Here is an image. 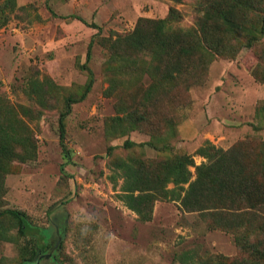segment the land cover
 I'll list each match as a JSON object with an SVG mask.
<instances>
[{"label": "rangeland", "instance_id": "obj_1", "mask_svg": "<svg viewBox=\"0 0 264 264\" xmlns=\"http://www.w3.org/2000/svg\"><path fill=\"white\" fill-rule=\"evenodd\" d=\"M18 4L23 8L0 27V94L15 104L36 107L26 87L37 75H47L62 86L60 96L83 85L87 75L78 64L85 62L93 36L100 35L89 63L95 73L93 88L67 118L64 142L70 156L61 143L60 108L47 109L30 123L37 157L15 162L6 176L4 207L23 210L32 223L52 231L48 251L39 258L42 263L51 262L52 252L55 262L62 264H183L175 257L186 250L200 256H238L230 232L210 229L203 214L186 212L179 202L158 200L153 219L140 221L120 198L122 178L116 182L110 166V145H121L116 152L123 154L126 138L141 142L149 141L150 135L141 129L121 137L108 135L109 118L122 115L118 106L133 103L137 92L127 87L121 97L105 94L108 55L102 38L133 31L140 17H166L172 6L183 12L177 26H197L202 14L197 0H18ZM69 14L85 21L62 17ZM257 63L258 47L216 56L206 70L195 73L189 91L179 87L173 92V104L161 99L155 103L154 110L169 114L173 121L178 135L173 152L195 154L200 164L205 158L196 151L206 140L228 148L248 136L264 139V82L252 73ZM143 79L151 82L149 74ZM144 153L150 158L163 154L151 145ZM191 170L195 172V165ZM18 260L17 244L0 240V264Z\"/></svg>", "mask_w": 264, "mask_h": 264}, {"label": "trees", "instance_id": "obj_2", "mask_svg": "<svg viewBox=\"0 0 264 264\" xmlns=\"http://www.w3.org/2000/svg\"><path fill=\"white\" fill-rule=\"evenodd\" d=\"M197 4L202 11L197 26H177L183 12L172 6L166 17H140L133 31L114 39L102 38L108 55L105 94L121 97L127 87L137 92L133 103L118 106L122 115L109 118L108 135L121 137L135 129L150 135L149 141L126 138L123 154L116 152L121 145H110L113 179L122 178L120 198L140 221L153 219L158 200L176 201L186 212L203 214L210 229L230 232L240 250L233 257L200 256L186 250L175 257L183 264H264V139L248 136L228 148L206 140L196 151L205 160L196 164L195 154L173 152L178 138L173 121L169 114L162 116L154 110L160 99L173 104V92L179 87L189 91L195 73L206 70L216 56H235L244 46L258 47V63L252 73L264 82V0H197ZM21 8L18 0H0V27ZM62 17L85 21L74 14ZM97 36L99 33L89 43L85 62L78 64L87 75L83 85L60 96L63 87L49 76L31 77L26 93L36 107L15 104L0 94V240L17 244L19 260L15 264H35L42 251H48L52 231L32 223L25 211L4 207L6 176L14 170L15 162L37 157V138L30 123L47 109L60 108L61 143L70 156L64 142L67 118L73 105L85 100L93 88L95 73L89 63ZM145 74H149L150 83L144 82ZM146 145L163 154L159 158L146 156ZM21 239L25 241L21 243Z\"/></svg>", "mask_w": 264, "mask_h": 264}, {"label": "flooded vegetation", "instance_id": "obj_3", "mask_svg": "<svg viewBox=\"0 0 264 264\" xmlns=\"http://www.w3.org/2000/svg\"><path fill=\"white\" fill-rule=\"evenodd\" d=\"M57 233H59V238H60V236H61V233L58 231ZM56 247V245H54V248ZM54 250V249H53ZM50 255H51V257L49 258L50 260H51V262H49V263H45V264H56L55 263V260H54V253L52 252V253H50ZM40 257H41V255H40ZM39 257V258H40ZM35 264H43L42 263V260L41 259H38V260H36V262H35Z\"/></svg>", "mask_w": 264, "mask_h": 264}]
</instances>
